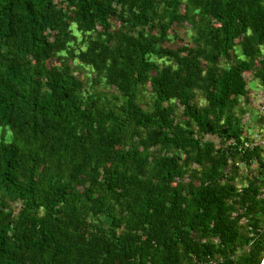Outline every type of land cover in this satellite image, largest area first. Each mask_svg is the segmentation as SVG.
<instances>
[{"label":"trees","instance_id":"16d2710c","mask_svg":"<svg viewBox=\"0 0 264 264\" xmlns=\"http://www.w3.org/2000/svg\"><path fill=\"white\" fill-rule=\"evenodd\" d=\"M70 1L0 0V264H259L263 165L238 110L244 73L264 90V0ZM73 17L100 27L77 53L108 98L52 63ZM183 21L193 44L166 45Z\"/></svg>","mask_w":264,"mask_h":264},{"label":"rangeland","instance_id":"374dc122","mask_svg":"<svg viewBox=\"0 0 264 264\" xmlns=\"http://www.w3.org/2000/svg\"><path fill=\"white\" fill-rule=\"evenodd\" d=\"M54 1L55 5V13L57 12L58 9H61L65 14H67L69 17L72 14V9L70 10L68 7L71 6V1H61L56 2ZM56 2V3H55ZM106 3L110 4L112 9H117V4L113 0H105ZM64 3V5H62ZM179 12L182 11V5L179 6L178 9ZM55 18L57 19V16L52 17V19ZM68 23L69 27L71 29L68 30V37H72L73 39L71 40L70 38L67 39V41L64 42V45L67 49L63 50V52H57V50L53 51V53L57 54L56 56L62 57V60L57 59L58 57H55L52 60V63L57 64V65H64L66 70L69 72V74H72L75 78V81L78 83V93L82 96H86L87 94H95L98 93V91H103L105 90L107 92V98L109 97V93H112L114 90L112 87H101L100 83H98L95 73L93 70L89 67L88 64L85 63L81 58H79L78 51L84 49L85 45L89 43L90 41H97L100 39L99 32H100V27L97 24H90L86 19H83L81 21L80 25L76 24V19L70 20L68 18ZM119 21L117 20H111V30L116 29L119 25ZM171 29L175 30V36L171 37L168 42H166V45H169L171 47H174L179 44H187L191 45L193 44V40H195L194 36L192 35L191 30L189 29V24L185 21L182 22V24H173L171 26ZM137 29L135 28L134 30L131 31L132 35H135V31ZM170 32V30H168ZM60 33V32H59ZM42 34L45 36L46 40L51 41L52 38L55 37L57 34V30L51 29V28H46L43 29ZM261 53H264V46L260 48ZM67 51V53H66ZM243 77L247 81L245 83V86L247 88V95H246V100L243 102L242 100L239 101V110L238 114L240 116V119L243 121L244 117L242 115L243 112H246L249 114V118L247 120H244L245 123H243V127L247 128L246 130L244 129V133H248V127L251 128V134L252 132L256 129L261 130V132H264V126L259 124L260 118L257 116L258 115V106L260 104V101L264 100V90H262L261 87H259L256 83V80L252 78V76L248 73H244ZM146 88L148 86L146 85ZM147 92H143V94H146ZM200 92L195 89L194 95H192L191 103L195 105H202L204 104V100L200 99ZM118 101H114V103H117ZM139 104L142 106H147L146 104V99L145 98H140L138 100ZM180 108V106H178ZM178 108L175 109V113L178 114L179 110ZM240 109L243 111L240 113ZM246 124V125H245ZM242 127V129H243ZM245 136V134H244ZM204 140H211L215 145H217V140L215 137L206 135L204 136ZM238 175L236 176V180L241 181L240 176L242 175L241 169L239 168L238 170ZM56 168L53 165H47L42 168L41 173L39 170H36L34 172H31L28 174L26 180H27V192L28 190L33 187L35 184L41 182V181H50V178H52L54 175H56ZM61 178V176H60ZM57 180L56 182H53L52 186L56 189H60L61 187V179ZM226 178H231V176H228ZM225 181V179L223 180ZM52 183V182H51ZM20 200L17 199L13 204L16 207L19 205Z\"/></svg>","mask_w":264,"mask_h":264},{"label":"built area","instance_id":"2783aa9c","mask_svg":"<svg viewBox=\"0 0 264 264\" xmlns=\"http://www.w3.org/2000/svg\"><path fill=\"white\" fill-rule=\"evenodd\" d=\"M244 120H247L249 118V114L244 112L243 114ZM260 120L259 124L264 126V100L260 101V104L258 106V115H257ZM242 121L243 123L245 121ZM248 133L245 134L246 140L243 141V147L246 149H252L254 147H258V156H259V161L263 165V170H262V182H261V187L259 188V196L264 197V132H261V130L256 129L254 130L251 134V128L248 127ZM201 264H210V262H202Z\"/></svg>","mask_w":264,"mask_h":264},{"label":"water","instance_id":"95a60500","mask_svg":"<svg viewBox=\"0 0 264 264\" xmlns=\"http://www.w3.org/2000/svg\"><path fill=\"white\" fill-rule=\"evenodd\" d=\"M259 264H264V256L262 257V259H261Z\"/></svg>","mask_w":264,"mask_h":264}]
</instances>
